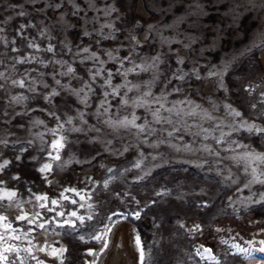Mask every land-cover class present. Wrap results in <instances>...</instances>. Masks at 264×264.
I'll return each mask as SVG.
<instances>
[{
	"label": "rangeland",
	"instance_id": "1",
	"mask_svg": "<svg viewBox=\"0 0 264 264\" xmlns=\"http://www.w3.org/2000/svg\"><path fill=\"white\" fill-rule=\"evenodd\" d=\"M0 74L24 264H264V0H0Z\"/></svg>",
	"mask_w": 264,
	"mask_h": 264
},
{
	"label": "snow or ice",
	"instance_id": "2",
	"mask_svg": "<svg viewBox=\"0 0 264 264\" xmlns=\"http://www.w3.org/2000/svg\"><path fill=\"white\" fill-rule=\"evenodd\" d=\"M71 71H72V69L69 68V72H71ZM0 75H2V74H0ZM19 83H20L21 86H23V81H20ZM236 115H239V113H236ZM250 130H251V128H250ZM257 131H264V129H257ZM62 146L63 145H62V143L60 141H55L53 143V148H55V149H58V148H60ZM244 158H254L256 160H260L261 162H264V154L255 155L254 157L252 156V154H248V156L244 157ZM54 159H59V157L56 156V157H54ZM7 163L8 162L5 161V165ZM138 166L139 165H137V167ZM0 167H3V165H0ZM48 170H51V165L50 164H45L40 169V171H42V172L48 171ZM256 179L258 180V178H256ZM258 182L264 183V180H258ZM65 191H73L74 192L75 189H65ZM15 195H16L15 192H6V193H4V195H0V199H4L5 197L11 199V198L15 197ZM61 197L64 198V199H67V197L63 196V193L61 194ZM36 199L38 201H40V200H47L48 198L46 196H44V197L38 196V197H36ZM81 199H83V197H81ZM51 203L55 205V204L58 203V201L53 200V201H51ZM72 203H75V201H72ZM40 206L41 207H45L46 205L41 204ZM89 207H91V205H89ZM36 215L38 216L39 213H37ZM58 215L63 216L64 213L61 212V213H58ZM70 215L72 217H75L81 223H83L84 217L78 216L76 212H71ZM138 215H139V213H137V216ZM17 219L18 220H28V223H33V221L28 219V217L26 215L19 216V217H17ZM88 219H91V216H89ZM6 221H7V217L0 216V225L3 226L4 231L5 232L11 231L12 233H15L17 230L13 229L11 224L10 223H6ZM64 224H67L70 227H75L74 222L71 221V220H65ZM61 226H63V225H61ZM39 227L43 228L44 225L40 224ZM198 227L199 226H197V228ZM107 231H111V229L109 228V229H107ZM107 231L103 235H97V236L93 237L97 241L103 239L104 240V248H107V246H108L107 240L105 239V237L107 235ZM9 239L19 240L20 237L16 236V235H11V236H7L6 237L4 232H0V245H3V246H0V264H16L17 260L20 261V264H24V258L20 255L21 252H26L30 258L36 259V257L32 255V247L21 249L18 245H14V244L8 243L7 241ZM136 243H137V246H139V244H140L139 238H137ZM29 244L31 245V241H29ZM261 244H264V241H261ZM39 250L41 252H45V248L44 247H41ZM103 250L104 249H101V251H103ZM259 250L261 252H264V247L260 248ZM65 251H66V249L61 247V248L52 249L51 252H47L46 254L50 255V256H53L55 258H59V257H61L63 255V253ZM204 251L207 252V253H211L210 249H205ZM238 251H246V250L245 249H238ZM88 254L89 255H93L94 253L89 251ZM141 257H143V252H141ZM37 264H44V262L43 261H37ZM60 264H63V260L60 261Z\"/></svg>",
	"mask_w": 264,
	"mask_h": 264
},
{
	"label": "bare ground",
	"instance_id": "3",
	"mask_svg": "<svg viewBox=\"0 0 264 264\" xmlns=\"http://www.w3.org/2000/svg\"><path fill=\"white\" fill-rule=\"evenodd\" d=\"M118 247V246H117ZM118 250V249H117ZM115 251V250H114ZM121 251V250H120ZM113 252V251H112ZM117 256V255H116Z\"/></svg>",
	"mask_w": 264,
	"mask_h": 264
}]
</instances>
